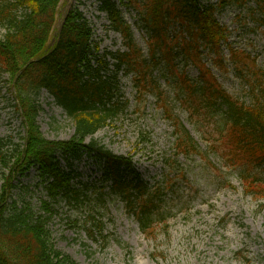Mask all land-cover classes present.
I'll return each instance as SVG.
<instances>
[{
	"label": "trees",
	"instance_id": "16d2710c",
	"mask_svg": "<svg viewBox=\"0 0 264 264\" xmlns=\"http://www.w3.org/2000/svg\"><path fill=\"white\" fill-rule=\"evenodd\" d=\"M60 1L0 0L5 29L0 78L8 74L12 79L26 125L20 141L0 137V264H75L56 248L50 227L62 201L87 210L81 226L94 240L96 232L103 234L99 215L110 200L122 201L146 233L164 216L165 186L152 189L131 157L118 156L96 140L84 143L126 109L122 70L132 75L140 97L153 95L161 106L166 104L159 72L191 117H217L215 132L228 144L231 164L238 167L247 193L264 196V71L250 54L231 45L232 32L219 19L234 7L264 27V0H122L138 12L139 25L149 35L147 54L115 0L98 1L127 50L100 53L90 22L77 7L71 8L56 43L49 46ZM225 45L231 64L250 86L249 103L232 96L208 65L210 55L215 67L227 70ZM108 57L114 59L112 69ZM189 65L197 68L198 77L190 76ZM43 89L73 119L70 140H48L40 131L37 102ZM164 112L175 121L172 110ZM195 123L201 128L198 118ZM176 125V145L190 154L197 143L177 120ZM84 158L101 169L100 185L79 178L75 165ZM31 167L37 168L36 186L44 192L35 202L26 199L27 193L34 197L33 190L19 185Z\"/></svg>",
	"mask_w": 264,
	"mask_h": 264
},
{
	"label": "rangeland",
	"instance_id": "374dc122",
	"mask_svg": "<svg viewBox=\"0 0 264 264\" xmlns=\"http://www.w3.org/2000/svg\"><path fill=\"white\" fill-rule=\"evenodd\" d=\"M87 13L96 14L92 6ZM221 19L232 26L240 25L232 8ZM105 22L103 18L96 22V31L101 37L105 34L101 24ZM4 33L0 25V37ZM111 37L115 38L113 34ZM111 37L105 38L102 45L110 46ZM231 40L257 57V63L264 68L261 29L257 34H235ZM189 71L196 73L193 66ZM216 71L231 94L245 96L246 85L232 67L228 72ZM123 81L129 107L98 131L94 139L118 155L132 157L145 179L169 184L165 196L167 221H157L154 234H145L120 201L110 200L99 215L104 222L103 234L97 232L98 238L94 240L81 226L88 216L87 210L62 201L50 225L56 248L69 255L75 264H264V199L246 193L239 171L228 167L229 151L225 144L210 152L204 140L208 136H203L206 130L197 132L193 119L181 106H174L197 138L198 151L202 153L174 155L173 124L163 116L155 98H149V103L141 102L131 80L124 77ZM12 92L9 77L1 78L0 136L12 135L19 140L24 127ZM52 102L49 94L43 92L38 117L41 130L50 139H69L74 133L73 122ZM203 122L205 126L208 124ZM173 161L174 168L169 164ZM87 162L77 164L79 171L85 173L83 178L90 177L91 172L93 178L100 177L101 170L91 160ZM26 181L35 183L32 176ZM1 185L0 179V190ZM38 196L35 195L34 201Z\"/></svg>",
	"mask_w": 264,
	"mask_h": 264
}]
</instances>
